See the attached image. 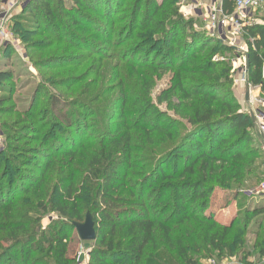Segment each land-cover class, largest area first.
I'll return each mask as SVG.
<instances>
[{
  "label": "trees",
  "instance_id": "1",
  "mask_svg": "<svg viewBox=\"0 0 264 264\" xmlns=\"http://www.w3.org/2000/svg\"><path fill=\"white\" fill-rule=\"evenodd\" d=\"M51 2L28 1L26 7L36 8L40 17L35 27L41 22L59 35L65 31L77 50L99 43L106 51H97L94 72L83 69L80 80L87 81L81 94L49 96L43 117L31 102L25 118L38 124L34 168L19 167L26 154L22 147L0 149V214L10 217L3 227L13 232L14 248L5 254L6 264H76L68 243L74 222H83L86 213L96 233L87 264H196L200 253L238 255L252 221L253 250L264 257V206L251 207L238 193L248 191L244 184L250 179L264 178L262 144L255 141V123L231 88L230 67L213 60L219 50L233 49L195 19H184L173 2L132 0L124 7V0H93L95 10L91 0H74L70 9L57 0L58 13ZM220 5L230 14L234 0ZM261 10L240 33L248 56L246 82L264 94ZM88 13L97 15L96 22ZM18 30L25 41L43 34ZM90 51L79 62L89 60ZM112 58L118 61L104 74L103 62ZM166 73L174 84L157 93V103L180 105L185 122H163L166 115L159 117L150 99L155 81ZM11 78L0 71V84ZM36 91L40 94V88ZM10 100L0 99V106ZM221 190H236L234 198H242L243 208L229 224L215 215ZM29 192L36 201L21 204ZM35 207L57 213L47 231L32 227L38 222L31 219Z\"/></svg>",
  "mask_w": 264,
  "mask_h": 264
},
{
  "label": "rangeland",
  "instance_id": "2",
  "mask_svg": "<svg viewBox=\"0 0 264 264\" xmlns=\"http://www.w3.org/2000/svg\"><path fill=\"white\" fill-rule=\"evenodd\" d=\"M12 1L13 0H0V10L5 7L9 8ZM28 1L29 0H24L22 5L18 4L14 7L11 6L12 10L10 28L13 30H10L12 32V37L8 41H0V71H8L12 74V78L9 80V83L6 86L0 84V99L7 100L9 97H11L10 101H6L2 106H0V149L6 148L7 145L10 147H22V151H24L26 154H24L23 162H20L21 159H19V167L21 168V170L25 167V169L29 172L37 164L38 158L36 157V149L39 145L34 136V129L38 126V124L32 125L30 121L26 120L25 118V113L29 112L30 110L31 102L34 99V107L36 108V113H38L41 117L42 108H44V106L48 104L47 102L49 100V96L59 95L60 97L66 99L81 94L78 92L85 87L84 84L87 81L80 80L82 78L81 73L83 69H85L86 67L91 68L90 71L94 72L97 66L96 62L94 61V59L96 58L95 56L98 55L97 51L100 49L104 51L106 50L102 49V46L104 45H101L99 47L97 46L100 45L98 41L95 42L98 44H94V48L90 49L91 51L87 50V48L77 50L76 47H73V43L68 41L71 40V37L68 34L66 35L65 31L62 35H59L54 31V28L47 29L45 28L46 23L43 24L41 22H39V27H35V24L37 23L36 21H38L40 17H37L38 10L36 11V8L32 9L31 7H26ZM130 1L132 0H124V7H126L127 3ZM162 1L163 0H156L157 3H161ZM167 2H173L175 7L178 8L180 14L181 7L188 6V4L186 5V3H188V0H165V4ZM62 3L67 9H70L71 6L74 5V0H62ZM89 4L95 10L98 9L93 0H91ZM51 5L52 8H54V10L58 13L57 0H52ZM216 5H219V7L221 8L220 3ZM261 9L248 14L250 15V17H254L255 15L261 14L263 12V10ZM205 13V16H203L208 17L209 13L207 11ZM88 15L94 22H96L95 20L98 19L97 15H95L94 13H88ZM183 18L187 19L190 17L186 18L183 16ZM64 20L66 21L67 18H65ZM196 21L200 26L204 24L203 18H200ZM85 22L89 26L92 25L91 23L89 24V20L88 22L85 20ZM69 28L71 31H75L74 27L69 26ZM101 28L106 29L108 27H106V25H101ZM203 28L211 32L212 35H214L220 42L233 49V51L219 50V52L213 57V60L224 61L227 66L230 67V75L233 79L231 88L234 90V86L238 83L243 63L240 47H242V44L244 42L241 39V31L233 35V33H231L230 27L228 26L219 28L217 31L208 30L206 28V25ZM18 29L27 31L29 33H38L39 31H42L43 34H38L37 36L32 35L30 36L29 40L25 41L24 35L21 34ZM46 30L47 32H45ZM92 31L93 29L91 28L89 33L94 32ZM101 34L103 35V33ZM115 37L116 36H114V38ZM123 38H125L124 35ZM131 41L132 40H127L126 44H129ZM93 50L94 53L89 60H87L86 62H79L82 59V53H85L86 51H90L92 53ZM108 51H111L110 53L113 54L115 50L113 49V47H111ZM245 53L246 50L244 52V63ZM92 60L95 62V64H91ZM116 61L118 60H116L115 58L108 60V62L104 61L103 73L106 74L105 67L107 66H109L110 69H113V65L116 63ZM122 71L124 72V74H126L127 72H129V68L124 67ZM169 74L170 73H166L165 75L161 76V78L155 81V85L150 91V99L155 109H157L159 117H161L162 115H166L167 118L163 119V122H169V119H175V121L185 122V120L181 116L180 111H183V109H181L180 105L169 107L166 105V103H157V93L166 88H169L174 84V81L171 80L172 75L169 77ZM74 81L79 82L73 84L72 88L67 89V85L72 84ZM129 83H134V76L129 77ZM244 84L250 88L254 87L249 85L247 82ZM39 88L40 94H37L36 89ZM3 90H10V92L6 93ZM261 96H263V94ZM172 102L173 104H175L176 100L173 99ZM6 107L13 109L11 114H6L3 112ZM244 111L248 112L249 114L253 113L254 118L255 113H258L251 112L248 108L244 109ZM43 116L44 115H42V117ZM94 120H96V117L91 116L90 124H92L93 127ZM253 123L256 124V120H254ZM187 125L188 124H186V126ZM252 132L255 136V141L258 143L261 142L262 144V140H260L261 136L257 130L256 125L252 129ZM262 153L263 166H261V171L262 169L264 171L263 144ZM24 163H26V165H23ZM263 182L264 178L260 181H253L252 179H250L248 184H244V186L246 187L245 190L248 191L239 189L238 193L245 196L244 198L246 199L249 206H264V190L261 188ZM235 193L236 190H221V192H219L217 195V206H219V208L215 212V215L217 219L223 224H229L232 218H234L235 213H237L239 209L243 208V204L241 202L242 198H234ZM33 200L36 201L32 193L29 192L26 196H23L20 199V203L23 205H27L28 202L31 203L33 202ZM260 217L263 218L264 214ZM57 218L58 216L56 212L48 210L47 212L43 213L41 212L39 207H35L32 211L31 219L33 221L35 219L38 222L37 224L33 223L32 227H36V230H38V232L43 230L47 231V228L49 227V225H51L52 221H55ZM9 219L10 217L5 215V213L0 214V264L7 263L8 260L6 255L12 253L14 249L11 247V242L9 241V239L13 236V232H10L7 227H3L10 223ZM252 222L249 233L244 236L245 244L239 251L238 255L235 254L234 256H217L216 253H200L194 256L196 264H264V257H260L257 252L253 250V235L255 234L256 228L253 226ZM262 222L264 223V218L262 219ZM16 234L19 235L20 231H16ZM91 242L92 241H81L78 239L76 231L71 232L70 240L68 243V255L76 257V264H87L88 253L93 245Z\"/></svg>",
  "mask_w": 264,
  "mask_h": 264
},
{
  "label": "built area",
  "instance_id": "3",
  "mask_svg": "<svg viewBox=\"0 0 264 264\" xmlns=\"http://www.w3.org/2000/svg\"><path fill=\"white\" fill-rule=\"evenodd\" d=\"M187 1V0H184ZM24 0H13L10 4L9 8H2L0 10V41H8L12 37V32L10 30V18H11V6L22 5ZM191 0H188V6L181 7L180 12L184 17L191 16ZM264 7V0H234V10L232 13L227 14L222 11V9L218 5H213L208 7V17H205V25L206 28L210 31H217L219 28L228 26L231 29V33L233 35L239 31H241V27L250 20V15L248 13H252L258 9ZM242 52V67L240 72L239 81L241 83H246V69L244 63V52L246 50L245 46L240 47ZM257 87V86H256ZM252 87V88H256ZM252 88L248 87V90H252ZM259 102L264 105V94L259 99ZM255 120L258 124V132L261 136L263 149H264V111H258L255 113ZM261 188L264 190V182L261 185Z\"/></svg>",
  "mask_w": 264,
  "mask_h": 264
},
{
  "label": "crops",
  "instance_id": "4",
  "mask_svg": "<svg viewBox=\"0 0 264 264\" xmlns=\"http://www.w3.org/2000/svg\"><path fill=\"white\" fill-rule=\"evenodd\" d=\"M221 0H191V7L193 8L191 11L190 18L192 19H202L204 21V24L202 27H205V12H208V7H211L215 4H219ZM219 6V5H218ZM204 15V16H203ZM244 46V43L242 44V47ZM234 95L239 100L242 109L248 108L251 112H258L261 110H264V105L259 102V99H261V95L263 94L259 87L252 88V90L249 91V96L246 99V92L247 88L246 85L239 82L234 86ZM258 130V124H255Z\"/></svg>",
  "mask_w": 264,
  "mask_h": 264
},
{
  "label": "water",
  "instance_id": "5",
  "mask_svg": "<svg viewBox=\"0 0 264 264\" xmlns=\"http://www.w3.org/2000/svg\"><path fill=\"white\" fill-rule=\"evenodd\" d=\"M247 53H245V66L247 68L248 66V58H247ZM247 87V92H246V99L249 96V91H248V86ZM250 118L252 122H254L255 118L253 113H250ZM74 228L77 234V237L81 241L89 242L93 241L96 237L95 229H94V222L92 220V217L90 213H86L85 219L83 222H74Z\"/></svg>",
  "mask_w": 264,
  "mask_h": 264
}]
</instances>
